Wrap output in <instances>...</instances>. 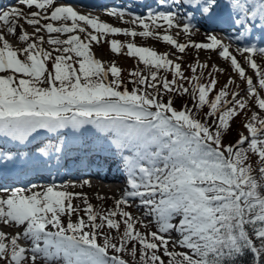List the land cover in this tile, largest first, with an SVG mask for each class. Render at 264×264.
Returning <instances> with one entry per match:
<instances>
[{
    "label": "snow or ice",
    "instance_id": "obj_1",
    "mask_svg": "<svg viewBox=\"0 0 264 264\" xmlns=\"http://www.w3.org/2000/svg\"><path fill=\"white\" fill-rule=\"evenodd\" d=\"M157 3L165 5L167 0ZM52 4L53 0H16L0 9V136L24 145L38 130L54 133L84 125L115 134L113 142L128 153L121 160L130 190L122 192L113 208L97 212L84 194L67 190L77 186L72 182L59 187L0 185V222L23 228L10 236L0 230V264H36L41 258L44 264H129L121 255L129 244L133 257L138 245V264H264V184L258 183L247 163L249 153L255 154L264 177V118L252 111L243 125L248 135L237 133L234 143H224L225 130L230 129L238 110L249 103L237 98V92L228 98L232 78L216 91L218 81L212 73L206 83L200 82L202 72L196 75L206 64H190L191 75L185 77L181 63L169 59V53L127 43V55L138 58L147 74L132 69L130 82L136 86L120 90L122 69L115 63L106 66L91 51L93 42L99 44L104 36L121 33L157 36L179 53L189 46L217 51L230 61L232 72L246 80L247 95L255 98L251 107L264 110V98L254 86L258 81L259 89L264 90V70L253 59L256 52L264 56V47L238 44L236 48L247 54L245 61L254 71V81L216 35L207 34L206 42L180 43L166 34L168 29L181 27L178 19L183 21L184 34L195 27L194 20L216 22L223 8L235 32L230 39H254L257 30L264 34V0H171L165 10L149 9L147 16L126 12L124 7L107 10V15L120 20L129 15L126 22L139 25L143 29L139 32L81 14L67 3L49 12ZM24 6L36 10L26 14ZM25 24L32 28L31 33ZM163 25L167 28L160 35L154 28ZM42 32L48 34L46 43L51 50L42 46ZM9 36L24 47L14 46ZM107 42L111 52H121L123 45L118 40ZM212 69L220 71L215 65ZM160 70L170 72L172 79L161 76ZM162 93L187 94L194 105L182 104L177 109L171 96L165 102ZM205 106L208 111L202 121L194 110ZM54 152L60 153L61 148L55 146ZM51 160L52 155L39 146L28 153L17 151L15 156L0 152V167L8 163L22 168L47 167ZM74 198L82 199L86 219L79 216L81 209L74 206ZM130 198H138L135 207L145 209L143 216L152 217L156 230L142 233L135 227L137 223L147 225L123 207ZM21 236L30 247L18 243Z\"/></svg>",
    "mask_w": 264,
    "mask_h": 264
},
{
    "label": "rangeland",
    "instance_id": "obj_2",
    "mask_svg": "<svg viewBox=\"0 0 264 264\" xmlns=\"http://www.w3.org/2000/svg\"><path fill=\"white\" fill-rule=\"evenodd\" d=\"M98 18L102 22H107V23L112 24L114 27L132 28L133 30H135L137 32L142 31V28H140L139 25L136 26V25L130 24L128 26H125L120 21H116L115 19H118L116 17L101 15ZM151 27H154V26H151ZM25 28L27 29V31L29 30L28 31L29 33H31L33 31L32 28L26 24H25ZM165 28L166 27H162V28L155 27L154 30L156 32H158L160 35H163V34H165V31H164ZM89 31H91V29H89ZM17 32H18V30H17ZM41 34L45 36V43L43 44V46L45 47V49L51 50L50 47L46 43V38H47L48 34L46 32H42ZM78 34H80V33H78ZM166 34L172 35L174 39L182 41V43L192 41L193 39H195L193 37V35H191V34H184L183 32H179L176 27H174L173 29H168ZM80 35L83 38L84 34H80ZM206 36L207 35H202L200 38H197V40L204 42V41H206ZM61 38L62 39L66 38V36L62 35ZM104 38H105V40H109L110 38H111V40L112 39L118 40L119 42H121L125 46L127 45V43H134V44H140V45L146 46V47H151L152 49H154L157 52L169 53V56H168L169 59H173L174 62L181 63L182 71L184 72L185 75H187L186 77H189L191 75L190 64L195 63L196 61H199L202 64H206L208 67V71H209L208 75H207V80H209V73H212V75L218 81L217 87H219V88H217L216 91H218L222 86H224V84L228 81L229 77H231L234 82L228 86L227 90L229 92V97L231 96L232 92H237L238 93L237 98L245 99L249 103H246V108L244 110H238L237 116L234 118L233 121H231V122L236 123V127L235 126L230 127L229 133L231 134V131L233 133L229 136L227 141H224L226 143H228L229 141H231V142L234 141L236 139V137L238 136L237 133H243L244 135H248V133H247L246 129L243 127V125H244V123H247L250 120L252 111H257L258 115L261 118H264V110H259L258 108L251 107V105L254 104V102H255V98H254V96H248L247 95L246 80L241 79L237 73L232 72V70L230 68V61H225L223 58L219 57L217 51H214V50H198V49H195L194 47H187V49L184 53H179L172 46H170L166 42L158 39L157 36L142 37V36L137 35L135 37H130V36H127V35H124L121 33V34H108V35L104 36ZM8 39L10 40V42L14 46H18L20 48L24 47L23 43H17V40L15 38H13L12 36H9ZM107 44H109V43H107V41H104V43H102V40L99 44H97L95 42H93L91 44V51L94 54V56L96 58L100 59L102 62H104L106 66H110L111 63H115L120 68L124 67L123 70H126L127 73H129V70H132L134 68H139L142 71H144L145 74H147V70L144 68V65L138 61V58H135V57L130 58L124 54L119 55V54L113 53L110 50V46ZM232 53L234 55H236L238 62L241 63V66L245 67L246 76H253L254 81H255L254 71L248 67V65L245 61V56L247 54L236 52V50H233ZM253 59L256 60V62L258 63V66L261 68V70H264V57H259L257 54H253ZM213 65H215L216 68L219 69L220 71L213 72V69H212ZM77 67H78V65H77ZM202 70L198 69L196 75H199L200 71H202ZM160 75L165 76V77H170L171 73L166 72L164 70H160ZM127 84H128V82H127ZM254 86L257 88V92L259 93L261 98H264V90L259 89L258 81H255ZM189 87H190V85H189ZM167 95H170V94L165 95L162 93V99L164 101L166 100ZM185 100L188 103V105L191 102H193V100L190 98V96H189L188 100H187V98ZM182 104L183 103L179 102V101L174 102V105L177 109ZM202 116H204V115H202ZM207 122L211 123V120H208ZM245 147H246V145H245ZM249 156H250V159L247 162L248 165L253 169V173L256 175L255 177L257 178L258 183L264 184V177H261V175L258 171V168L260 167L258 157L252 153H249ZM56 186H58V185H56ZM76 192L84 194L87 197L88 202L93 205L94 210L97 212H106L108 209L113 208L115 200L120 198L117 195L101 197L98 193H94V194L90 193L89 194V193L83 192L82 190L76 191ZM72 202H73L74 206L78 205L80 207L81 211L79 212V216L84 217L86 219V216L83 212L84 204H83L82 199L74 198ZM138 202H139L138 198H134V200L130 199L129 205L123 206L125 208V210L131 212L134 217H139L141 220L144 221L145 225H147V226H142L140 223H137L135 225V227L138 230H140L142 233H146L148 231L156 229V226H152L151 223L150 224L148 223L149 221L152 220V218L148 217L146 219L143 216V212L145 211V209L142 207L143 211H141V209H142L141 207L139 209H137V207H135V203H138ZM72 219L75 220L76 216L73 215ZM117 219H119V217H117ZM65 222H66V219H65ZM0 230L5 231L6 234H8L10 236V235L15 234L17 232H22L23 228L21 226H11V225L5 226V225H3L2 222H0ZM122 230L123 229L121 227V232H122ZM104 232L107 233L108 229L105 228ZM116 234L117 233L115 232V230H113L112 235H116ZM173 236L178 237V234L173 233ZM101 240H102V237H101ZM18 243L21 246L30 247V242L28 240H26L23 236L20 237V239L18 240ZM131 246H132L131 244L126 246V251L124 253H122V256L125 257L126 259H128L129 261H131L133 264H138V256H139L138 245H137V256L136 257H133L130 253ZM26 255L30 256V253H28ZM36 264H44L42 258L38 259L36 261Z\"/></svg>",
    "mask_w": 264,
    "mask_h": 264
},
{
    "label": "trees",
    "instance_id": "obj_3",
    "mask_svg": "<svg viewBox=\"0 0 264 264\" xmlns=\"http://www.w3.org/2000/svg\"><path fill=\"white\" fill-rule=\"evenodd\" d=\"M122 53H127V51L126 50H123L122 51ZM121 76L122 77H124V79H126L127 77L128 78H132V77H130L128 74H127V71L126 70H122V72H121ZM203 76H205V74H203ZM206 77V76H205ZM169 80L170 79H172V76H170V77H167ZM180 83H182V82H180ZM185 84V86H187L186 85V82L184 83ZM213 95H215V92H213V93H211L210 94V96H213ZM173 97L175 98H173V101L175 102V101H179V102H182V103H185L186 102V98H187V100L189 99V95H187V94H174L173 95ZM194 105V104H193ZM208 111V109H207V107L205 106L202 110L201 109H195L194 110V115L196 116V118H198V119H201L202 121L204 120V118H205V113ZM202 115H204V116H202ZM210 122V121H209ZM208 122V123H209ZM232 126H235L236 127V123H234V122H231V127ZM229 130L230 129H227V130H225V132H227V135L226 136H223L222 137V139L224 140V141H227L228 140V138H229V136L233 133L232 131H231V134L229 133ZM238 137V136H237ZM236 137V138H237ZM224 143H226V142H224Z\"/></svg>",
    "mask_w": 264,
    "mask_h": 264
}]
</instances>
